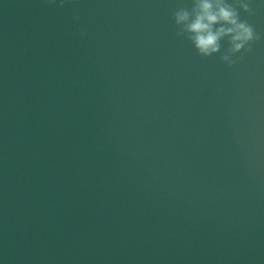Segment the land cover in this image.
<instances>
[{
    "label": "water",
    "instance_id": "95a60500",
    "mask_svg": "<svg viewBox=\"0 0 264 264\" xmlns=\"http://www.w3.org/2000/svg\"><path fill=\"white\" fill-rule=\"evenodd\" d=\"M60 3L0 0V264H264V40L228 68L191 0Z\"/></svg>",
    "mask_w": 264,
    "mask_h": 264
},
{
    "label": "clouds",
    "instance_id": "9594fccd",
    "mask_svg": "<svg viewBox=\"0 0 264 264\" xmlns=\"http://www.w3.org/2000/svg\"><path fill=\"white\" fill-rule=\"evenodd\" d=\"M56 0H47L54 4ZM254 0H191V7L181 5L172 13L176 36L185 38L203 58L218 56L219 61L228 68L253 51V44L264 40V33L242 19L240 12L248 16L256 14L258 4ZM60 7H64L61 0ZM79 19V17H75ZM81 36L86 33L81 31ZM222 41L227 43L223 47Z\"/></svg>",
    "mask_w": 264,
    "mask_h": 264
}]
</instances>
